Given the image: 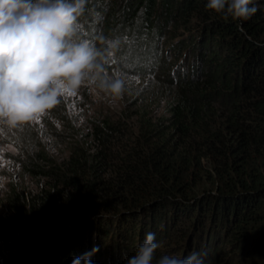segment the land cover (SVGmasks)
Instances as JSON below:
<instances>
[{"label": "trees", "instance_id": "obj_1", "mask_svg": "<svg viewBox=\"0 0 264 264\" xmlns=\"http://www.w3.org/2000/svg\"><path fill=\"white\" fill-rule=\"evenodd\" d=\"M207 2L86 0L77 37L101 52L121 39L108 72L155 76L114 113L74 120L63 153L20 154L33 187L0 206V257L22 241L11 264H72L94 247L126 264L153 232V264L192 250L205 264H264V6L241 21Z\"/></svg>", "mask_w": 264, "mask_h": 264}, {"label": "clouds", "instance_id": "obj_2", "mask_svg": "<svg viewBox=\"0 0 264 264\" xmlns=\"http://www.w3.org/2000/svg\"><path fill=\"white\" fill-rule=\"evenodd\" d=\"M85 4L86 0H0V126L29 123L56 106L63 94L82 86L114 99L124 94V79L105 67L121 39H106L101 52L77 37ZM206 8L241 21L258 11L252 0H208ZM160 246L155 233H146L126 264H153ZM98 250L73 257L72 264H93L91 256ZM157 264H205V254L192 250L184 256L163 255Z\"/></svg>", "mask_w": 264, "mask_h": 264}, {"label": "rangeland", "instance_id": "obj_3", "mask_svg": "<svg viewBox=\"0 0 264 264\" xmlns=\"http://www.w3.org/2000/svg\"><path fill=\"white\" fill-rule=\"evenodd\" d=\"M252 2H255L258 7L264 6L261 0H252ZM167 41H169V43L166 44L165 49L169 48L172 42V40L170 41L169 39H166V42ZM171 55H173V51ZM112 72L121 76L125 81V92L119 99H114L88 86H82L78 91L63 94L56 106L29 123L12 128L0 126V206L4 202L7 192L11 190L13 186L16 188L33 187L31 180L22 177L18 166L17 160L22 152H28L34 144L46 143L52 147L53 150L60 149L63 153V150L67 148L68 144L76 140V137L67 138L69 136L71 137L76 132L70 128L74 120H78L77 126L85 127L92 117L101 115V111L104 114L108 111L114 113L116 109L123 107L130 99L139 96L137 94L146 87L145 83L147 79L155 76L144 71H138L136 73L120 72L115 68L113 71H109V73ZM84 92H86L87 96ZM63 127L67 135L62 137L55 132L57 129H63ZM31 136L40 137V139L35 141L32 140ZM61 137L64 139L61 140ZM19 246L21 248L26 247L22 241ZM21 248L15 251L3 252L4 255L0 257V264H11L15 257L21 253ZM189 248L187 244L186 247L182 248V252L187 251ZM105 249L106 247L104 250ZM104 255L105 254L96 259L95 252V254L91 256L93 264H105L107 261V254ZM171 255L182 256V253L173 251ZM258 258L256 257L250 264H262L261 260ZM244 261L247 262L246 260Z\"/></svg>", "mask_w": 264, "mask_h": 264}]
</instances>
